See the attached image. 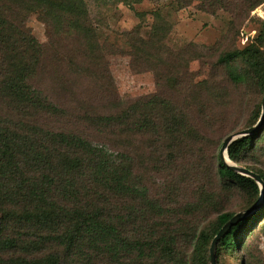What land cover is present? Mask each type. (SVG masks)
Wrapping results in <instances>:
<instances>
[{
    "label": "trees",
    "instance_id": "obj_1",
    "mask_svg": "<svg viewBox=\"0 0 264 264\" xmlns=\"http://www.w3.org/2000/svg\"><path fill=\"white\" fill-rule=\"evenodd\" d=\"M180 1L184 6L198 1L209 13L228 11L230 29L238 28L264 3ZM32 14L49 33L45 44L27 27ZM154 16L159 25L162 19L156 12ZM88 17L85 0H0V264H209L210 243L233 213H220L211 234L190 221L187 227L183 220L171 223L172 212L184 217L203 213L216 194L202 189L182 211L156 208L165 206L164 198L174 192L166 188L164 198L150 197L149 186L137 173L146 159L135 155L130 139L145 138L148 156L157 154L159 169L192 159L198 135L189 115L193 106L188 99L180 106L176 100L153 95L118 110L96 112L83 93L70 97L81 74L87 84H94L95 93L88 90L89 96L103 95L112 85L103 73L104 56ZM62 33L79 42L71 55L58 44ZM238 58L243 66L231 71V78L256 80L264 90L260 46L235 49L230 60ZM43 84H48L49 92ZM80 90L85 92L84 87ZM67 105L78 113H68ZM58 119L60 128L49 126ZM69 119L89 123L101 142L93 143L77 126L66 128ZM263 141L264 127L233 141L227 154L240 163L243 151L254 152ZM248 169L264 182L263 172ZM217 174L225 191L259 193L257 182L232 171L220 157ZM128 199L133 203L126 211ZM262 219L264 205L233 225L217 244L216 263L221 249L241 253ZM259 231L264 234V224Z\"/></svg>",
    "mask_w": 264,
    "mask_h": 264
},
{
    "label": "rangeland",
    "instance_id": "obj_2",
    "mask_svg": "<svg viewBox=\"0 0 264 264\" xmlns=\"http://www.w3.org/2000/svg\"><path fill=\"white\" fill-rule=\"evenodd\" d=\"M85 3L89 21L96 29L95 44L104 56L103 73L109 75L112 85L103 95L90 93L89 96L88 90L95 91L94 84H87V78L81 74L76 77L79 78L78 88L68 93L72 94L70 97L83 93L96 112L118 110L125 104L153 95L176 100L180 106H183L184 99H188L193 106L189 115L198 135L193 140V158L186 159L181 169L182 164L176 163L170 166L163 164L159 169V164L155 166L157 154L154 158L148 156L145 138L138 135L130 137L136 145L135 155L144 156L149 163H144L137 173L149 186L150 197L164 198L166 188L174 192L168 200L164 198L165 206L155 207L167 213L182 211L202 189L213 192L216 197L205 205L203 213L184 217L172 212L170 221L183 220L186 227L190 221L198 224L200 229L205 228L209 234L220 213L231 212L234 215L252 208L253 214L262 208L264 194L258 183L257 196L246 189H222L217 174V159L221 143L228 135L256 125L257 130L264 127V90L258 88L256 80L237 82L229 74L240 71L243 66L239 58L230 60L235 49L255 45L264 52V3L233 29L228 28L231 16L228 11L209 13L201 9L198 1H190L185 6L180 0H85ZM155 12L162 19L159 22L161 26L157 24ZM26 24L40 43L49 41V33L38 15H30ZM59 37L61 50L71 55L79 42L63 33ZM225 55L228 62H225ZM62 72L67 73L65 68ZM47 85L43 84L46 90ZM81 87L85 92H81ZM66 111L78 113L72 105H67ZM58 120L59 123L51 121L49 126L60 128L62 122ZM70 126H77L93 143L101 142L89 123L69 119L66 128ZM260 145L254 152L243 151L241 162L236 164L264 173V141ZM185 158H188L187 154ZM132 203L131 199L126 201V211L130 210ZM263 224L264 219L259 221L256 231L245 239V248L241 253L221 249L218 264H244L243 256L246 264H264V234L259 231Z\"/></svg>",
    "mask_w": 264,
    "mask_h": 264
},
{
    "label": "water",
    "instance_id": "obj_3",
    "mask_svg": "<svg viewBox=\"0 0 264 264\" xmlns=\"http://www.w3.org/2000/svg\"><path fill=\"white\" fill-rule=\"evenodd\" d=\"M263 20H264V18H263ZM263 29H264V25H263ZM262 110L264 111V94H263V98H262ZM256 130H257V125L250 127V128H246V129L237 131L231 135H228L223 140V142L220 146L219 155H220L221 161L228 168H230L232 171L236 172L237 174L249 177V178L253 179L255 182H257L258 184H260L261 193L264 194V182L261 180L260 176L257 173L251 171L250 169H248L246 167L237 165L236 163H234L229 158V156L227 154V148L233 141H235L236 139H238L240 137L248 136V135L254 133ZM252 211H253V209L250 208V209H246L242 212H238V213L232 215V217L229 220H227L221 226V228L215 234V236L213 237V239L210 243L209 264H217L216 263V248H217V244H218L219 240L232 228L233 225H235L237 222L242 220L244 217L249 216L252 213Z\"/></svg>",
    "mask_w": 264,
    "mask_h": 264
}]
</instances>
